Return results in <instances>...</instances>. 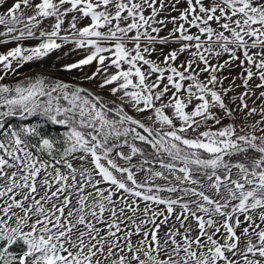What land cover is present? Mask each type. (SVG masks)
<instances>
[{
    "label": "snow or ice",
    "instance_id": "1",
    "mask_svg": "<svg viewBox=\"0 0 264 264\" xmlns=\"http://www.w3.org/2000/svg\"><path fill=\"white\" fill-rule=\"evenodd\" d=\"M0 26V264H264V0H12ZM68 45L114 100L21 72Z\"/></svg>",
    "mask_w": 264,
    "mask_h": 264
},
{
    "label": "rangeland",
    "instance_id": "2",
    "mask_svg": "<svg viewBox=\"0 0 264 264\" xmlns=\"http://www.w3.org/2000/svg\"><path fill=\"white\" fill-rule=\"evenodd\" d=\"M165 2L167 3V0H165ZM11 3H12V0H5V3L3 5H0V13H3L6 10L7 6H9ZM178 7L182 8V7H184V5L181 4V5H178ZM165 15H167V13H162L161 16L158 17V19H162ZM171 15H178V13L173 11V12H171ZM171 28H172V25L168 24L167 28L164 31H162L160 33V35H162V36L166 35L168 30H170ZM3 30H4V26H0V31H3ZM193 31H195V30L193 29ZM0 39H5V38L4 37H0ZM23 43L26 44V45H29V44H35V43H37V41L29 39V40H25ZM15 46H16L15 42H9L7 44H2V45H0V52H6L8 49H10L12 47H15ZM70 47H72V46L68 45V46L63 47L62 49H60L58 51L53 52L48 58L42 60L40 63H29V64H26L25 67L23 69H21V72L24 75H27V76H34L36 74H44V75L52 77V78L63 79L66 82H70V83H73V84L80 83V84H82L83 87L92 86L96 90V92H98V94H102L105 97H107L108 99L114 100L115 97H112L106 90L103 91L102 93L99 92V90L96 88V84L98 83V81H94L92 83H88L86 81H82L81 77H82L83 73H81L79 71L73 70L72 72H63V71H59L58 70L59 69V65H62V64H65V63L74 62L75 60H78V59L81 58L75 52L71 53L67 57H64L63 54L68 52ZM171 47H176V45H169L168 47H165L164 48V52L167 53L170 50ZM156 55L157 54L154 53L151 58L152 59H156ZM58 57H61V59L57 60ZM162 58L163 57H161V59ZM180 59L183 60V59H185V57L181 56ZM41 64L44 65V66L41 67ZM51 65H54V66H51ZM95 67H96V64L93 63V65H91V66H86L83 69V72L91 74V72L95 70ZM109 71L112 72V71H115V69H109ZM239 71H240L239 69H233L231 71V76H236L239 73ZM222 74L223 75H229V73L227 71H225ZM15 79H17V78L10 76V77L6 78V80L4 82L12 84L15 81ZM229 83H230V79L229 80H225L224 81V86L227 87ZM236 83L239 84L240 80L237 79ZM254 83H259V81L258 80L254 81ZM242 91H244L243 88L236 89L235 92L229 93V96L236 95L237 93L242 92ZM258 95H259V92L257 91V95L248 100L249 107L253 106V100H255V104L256 105H260L261 101H260V99L257 98ZM225 102L228 103V98L227 97L225 98ZM117 103H119V101H117ZM239 103L240 102L237 100L236 104H239ZM229 107H234V105L229 104ZM128 111L131 114H133V115H138L135 112H133L131 109H128ZM259 119H260V116H259V113H257L255 116L250 118L249 122L251 123V122H254L255 120H259ZM224 122L227 123L228 121H224ZM237 124H240L239 114H237ZM20 252L21 251H17V252H13V253H17L18 254Z\"/></svg>",
    "mask_w": 264,
    "mask_h": 264
},
{
    "label": "trees",
    "instance_id": "3",
    "mask_svg": "<svg viewBox=\"0 0 264 264\" xmlns=\"http://www.w3.org/2000/svg\"><path fill=\"white\" fill-rule=\"evenodd\" d=\"M20 122L21 121H19L18 119H15V118L11 121V123H14V124H18ZM32 122H35V121H32ZM44 131L49 133V134L56 135V134H59V133L63 132V127L62 126H57V125L47 124V125L44 126ZM0 244H3V242H0ZM23 248H24L23 243L19 242L16 245L12 246L10 250L12 252H17V251H22Z\"/></svg>",
    "mask_w": 264,
    "mask_h": 264
},
{
    "label": "bare ground",
    "instance_id": "4",
    "mask_svg": "<svg viewBox=\"0 0 264 264\" xmlns=\"http://www.w3.org/2000/svg\"><path fill=\"white\" fill-rule=\"evenodd\" d=\"M86 87L89 88L91 91L96 92V90L92 86H86Z\"/></svg>",
    "mask_w": 264,
    "mask_h": 264
},
{
    "label": "water",
    "instance_id": "5",
    "mask_svg": "<svg viewBox=\"0 0 264 264\" xmlns=\"http://www.w3.org/2000/svg\"><path fill=\"white\" fill-rule=\"evenodd\" d=\"M85 88H87V87H85Z\"/></svg>",
    "mask_w": 264,
    "mask_h": 264
}]
</instances>
